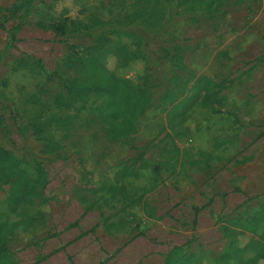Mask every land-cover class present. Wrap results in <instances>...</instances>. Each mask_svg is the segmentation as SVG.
<instances>
[{
    "label": "rangeland",
    "instance_id": "1",
    "mask_svg": "<svg viewBox=\"0 0 264 264\" xmlns=\"http://www.w3.org/2000/svg\"><path fill=\"white\" fill-rule=\"evenodd\" d=\"M21 1L0 0V117L22 154L24 148L42 149L27 131V119L37 114L29 97L50 101L60 86L51 76L15 68V59L34 56L54 71L87 53V39L60 37L59 19L96 15L123 31L141 30L149 39L145 46L126 33H107L106 43L125 46L132 56L117 75L136 86L151 76L156 93L128 141L106 137L91 100L76 115L71 111L70 129H53L56 159L45 164L43 197L32 204L11 210L10 186L0 183V222L18 264H163L166 252L192 236L191 252L217 258L226 245L217 217L252 215L264 202V0L216 1L209 18L188 10L197 0H152L142 29L134 26L135 0H31L14 10ZM13 28L10 44L7 31ZM142 52L152 70L145 68ZM171 56L183 65L176 70L181 87H171L173 102L188 96L195 79L224 86L209 103L196 100L183 117L170 121L157 98L172 75ZM8 110L18 117L12 119ZM135 154L158 162L159 173L153 165L142 168ZM121 164L129 167L120 182L130 197L124 204L120 194L107 190ZM82 167L93 174L96 195L76 192V170Z\"/></svg>",
    "mask_w": 264,
    "mask_h": 264
},
{
    "label": "trees",
    "instance_id": "2",
    "mask_svg": "<svg viewBox=\"0 0 264 264\" xmlns=\"http://www.w3.org/2000/svg\"><path fill=\"white\" fill-rule=\"evenodd\" d=\"M153 1L135 0V3L139 4L135 10L131 11L129 7L134 17V26L137 24L142 29L143 22L140 21L150 16L152 8L149 4ZM177 1L166 0L170 4ZM216 1L222 0H197L194 5L188 7V10L194 9V12H200L202 16L209 18L217 11V7H213ZM30 2L31 0H23L13 9L19 10ZM193 6L194 8H191ZM174 15L170 11L169 24H172ZM179 23H184V20ZM119 27L120 24L112 21L103 22L96 15L87 21L62 18L56 23V31L65 41L87 39L88 42L84 46L87 52L85 55L67 60L63 70L54 71L47 70L43 62L34 56L24 54L15 59V68L26 69L38 76H51L57 81L60 89L50 101L43 100L36 94L29 97V102L35 107L37 114L27 119L26 127L30 137L42 145L40 151L33 152L29 148H24L22 154L9 140L8 132L2 126L3 119L0 117V183L10 186L11 210L15 211L19 207L30 205L34 199L43 197L42 188L46 183L45 164L56 159L54 153L59 147L53 129L68 131L71 127V111L76 115L91 100L96 116L104 125L106 137L111 141H128V138L135 135L140 118L153 106L156 88L151 84V76H145L143 86L132 85L120 78L116 69L127 66L132 56L125 46H108L105 35L126 33L135 37L139 46H145L149 39L140 32L141 30L128 32ZM0 29H4L2 24ZM16 33L17 28L7 31L10 44L15 41ZM141 57L145 68L152 70L148 55L142 52ZM167 58L174 68L170 78L164 80L165 84L157 99L164 104L170 121L183 117L196 100L203 104L209 103L223 89V81L215 83L207 78L202 81L195 79L188 96L177 103L173 102L175 97L170 99L171 87L173 85L181 87V78L176 70L183 69V65L175 56ZM160 85L163 83L158 86ZM209 89L213 91L209 92ZM8 112L12 119L18 117L13 110ZM136 158L142 168L153 165L152 171L159 173L158 162L145 160L141 154H135L134 159ZM119 166L114 170L107 190L113 194H120V201L124 204L130 197L125 193L120 182L128 174L129 167L123 164ZM76 174L77 193L88 192L93 195L98 193L99 189L94 186L93 174L90 171L82 167L76 170ZM198 212L199 209L196 208L193 223L197 220ZM216 223L220 237L226 243L217 258L204 252H191L192 244L196 241L192 236L183 244L175 245L166 252L163 255V264H264V202L259 204V210L252 215L239 214L230 218L219 215ZM4 228V222H0V264H18L9 246L8 238L3 234ZM247 234L252 236L248 237ZM249 250L254 252L252 257L245 256Z\"/></svg>",
    "mask_w": 264,
    "mask_h": 264
}]
</instances>
